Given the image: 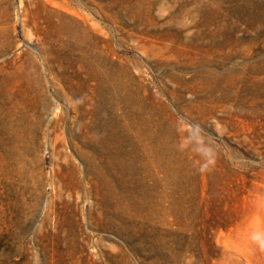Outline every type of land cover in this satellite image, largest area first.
I'll use <instances>...</instances> for the list:
<instances>
[{
	"label": "rangeland",
	"instance_id": "1",
	"mask_svg": "<svg viewBox=\"0 0 264 264\" xmlns=\"http://www.w3.org/2000/svg\"><path fill=\"white\" fill-rule=\"evenodd\" d=\"M0 93V264H264V0H0Z\"/></svg>",
	"mask_w": 264,
	"mask_h": 264
},
{
	"label": "bare ground",
	"instance_id": "2",
	"mask_svg": "<svg viewBox=\"0 0 264 264\" xmlns=\"http://www.w3.org/2000/svg\"><path fill=\"white\" fill-rule=\"evenodd\" d=\"M10 97L11 95L2 96L0 93V133L6 132L7 127L6 125L10 126L11 124V113H12V104ZM97 119L94 118V123H97ZM104 122V121H103ZM105 125V122L103 123ZM5 146L0 142V167L2 165L3 160V150Z\"/></svg>",
	"mask_w": 264,
	"mask_h": 264
}]
</instances>
